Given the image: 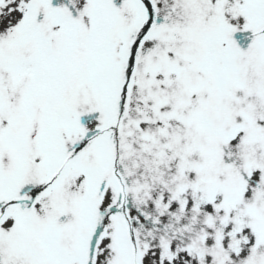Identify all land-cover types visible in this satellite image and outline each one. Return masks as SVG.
I'll use <instances>...</instances> for the list:
<instances>
[{
    "label": "snow or ice",
    "instance_id": "snow-or-ice-1",
    "mask_svg": "<svg viewBox=\"0 0 264 264\" xmlns=\"http://www.w3.org/2000/svg\"><path fill=\"white\" fill-rule=\"evenodd\" d=\"M0 264H264V0H0Z\"/></svg>",
    "mask_w": 264,
    "mask_h": 264
}]
</instances>
